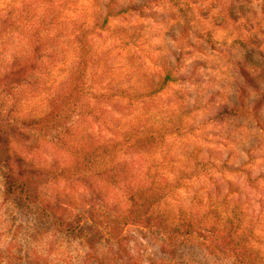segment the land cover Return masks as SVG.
<instances>
[{
	"label": "rangeland",
	"instance_id": "374dc122",
	"mask_svg": "<svg viewBox=\"0 0 264 264\" xmlns=\"http://www.w3.org/2000/svg\"><path fill=\"white\" fill-rule=\"evenodd\" d=\"M61 2L0 0V264H264V0H69L70 33L114 14L86 35L95 83L70 110L73 34L42 36L54 60L29 65ZM139 188L165 230L87 220L145 210Z\"/></svg>",
	"mask_w": 264,
	"mask_h": 264
},
{
	"label": "trees",
	"instance_id": "16d2710c",
	"mask_svg": "<svg viewBox=\"0 0 264 264\" xmlns=\"http://www.w3.org/2000/svg\"><path fill=\"white\" fill-rule=\"evenodd\" d=\"M69 0H62L60 4V10H54L52 3L49 5L48 9L45 10L42 14L41 17H37L36 21L34 22V25L30 29V43L32 46H30L31 51L29 53V65L33 66L34 65V60L40 61L41 59L46 61V59L49 60V63L53 62V52L54 50H48L49 47H51L50 44H42V36L46 35L49 32H52L53 30L57 29L59 30V34L62 35L63 33L67 32L64 34V37H68L73 34V39L69 42L71 45H74L72 48H70V51L72 53V66L71 68H75V70L71 73V76L73 79L69 80V82L64 83L63 87H65V91L63 93V96H61L60 100L61 104L58 107V110H61L60 107L64 108L65 110L68 108V110L74 108V103L80 101L77 99L84 91L87 89V83H95L94 80L90 79L93 77L86 78V70L84 68L88 67V64L91 63V53L89 46L87 44V37L86 35L94 33V31L98 28L101 29L106 23V18L108 16H112V10L108 7V4L103 5V11L102 14H97L90 16L89 19L86 20L79 19L78 22H73L70 28L72 29L71 33L67 31L66 23L63 22L60 18V13L64 9L69 8ZM59 11V12H58ZM58 13V14H57ZM34 17V16H33ZM66 43L69 41L68 38H63ZM50 40V38L48 39ZM69 44V45H70ZM45 57L46 59H43ZM166 68L168 67V64L166 63ZM24 68H28V66H25ZM41 68V67H39ZM89 88H91L89 86ZM67 97V98H66ZM58 99V98H56ZM70 100V102H68ZM55 101V100H54ZM55 103V102H54ZM57 110V107H56ZM68 110L66 112H68ZM119 113H121V109H118ZM56 112L52 117V122L57 117ZM118 120H110L108 123L105 124L106 128H110V130H116L117 127H119V123H117ZM104 123V122H103ZM139 126H134V128H138ZM50 129H53L51 126ZM65 129V127L63 128ZM119 131V130H118ZM121 131V130H120ZM140 142H133L132 144H136ZM131 146V145H130ZM7 167V166H6ZM8 175L10 176L11 174V169L7 168ZM15 182L9 183L6 185L8 190H11L14 186ZM152 186L151 184H149ZM21 187L24 185L21 184ZM146 188H139L135 190L134 193H132L128 199L133 203V207H140L144 206L145 210L143 211H137V212H132L133 214H128L127 217H121L117 215H111V214H101L100 221H97L96 214H93L92 216L89 217L87 220L92 222V223H97L99 225H103L106 230H108V233L111 234L113 229L117 226H119L120 222L126 221L129 222H136L139 224H150L152 227L156 228H161V229H166L169 227L171 224L172 220L175 219L174 216H171L172 214H159L154 212L153 209L151 208L154 205V201L149 200L148 198H144L143 194L146 192ZM159 204V200L156 201V205ZM156 207V206H155ZM37 209V208H35ZM34 209V210H35ZM152 209L151 211H149ZM149 211V212H148ZM125 223V222H123ZM122 225V224H121ZM187 227H190L189 224L186 225ZM188 234V233H187ZM111 236V235H110ZM222 250L224 253H231L234 254L237 258L243 257V255H246L245 252L242 250L240 246L237 244L232 243L228 239H226V243L222 245ZM249 258V256H246Z\"/></svg>",
	"mask_w": 264,
	"mask_h": 264
}]
</instances>
